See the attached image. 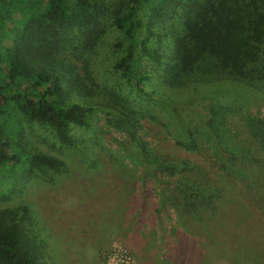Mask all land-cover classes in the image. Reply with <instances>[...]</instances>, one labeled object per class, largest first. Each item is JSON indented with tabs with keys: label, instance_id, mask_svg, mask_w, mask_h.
Instances as JSON below:
<instances>
[{
	"label": "trees",
	"instance_id": "obj_1",
	"mask_svg": "<svg viewBox=\"0 0 264 264\" xmlns=\"http://www.w3.org/2000/svg\"><path fill=\"white\" fill-rule=\"evenodd\" d=\"M106 14L126 43L113 68L137 95H148L143 88L151 80L165 90L226 82L256 93L264 107V0H0V201L30 178L67 174L66 163L29 142L24 127H46L58 143L75 148L72 130L88 125L93 107L89 79L72 60L82 61L100 41ZM123 103L110 97L103 103L119 118L108 124L125 133L144 172L151 167L174 178L172 202L185 214L204 206L214 211L215 199H229L228 188L186 176L194 169L187 161L150 154L129 130L134 114ZM235 111L211 101L190 116L222 151L223 168L244 176L235 162L250 160L249 144L264 152V120L242 115L249 139L237 144L228 124ZM175 123L180 143L194 149V131L180 117ZM25 212L0 211V264H45L23 228L30 231ZM193 215L206 230L208 222Z\"/></svg>",
	"mask_w": 264,
	"mask_h": 264
},
{
	"label": "rangeland",
	"instance_id": "obj_2",
	"mask_svg": "<svg viewBox=\"0 0 264 264\" xmlns=\"http://www.w3.org/2000/svg\"><path fill=\"white\" fill-rule=\"evenodd\" d=\"M108 18L92 51L82 61L72 60L79 75L89 79L93 107L88 125L72 130L75 148L58 143L46 127H24L29 142L66 163L67 174L24 181L0 201V211L26 208L30 231L23 228L40 245L45 264H264V152L249 144L250 160L235 162L245 175L230 174L222 166V151L190 116L211 101L230 106L236 111L228 124L239 144L249 139L242 115L264 120L256 93L226 82L165 90L151 80L143 88L148 95H137L113 68L126 43ZM108 97L120 98L133 112L129 130L150 154L187 161L194 169L186 176L228 188L229 199H215L214 211L204 206L185 214L172 202L174 178L151 167L144 172L125 133L108 124L119 119L103 104ZM177 117L196 134L192 150L180 143ZM195 211L208 222L206 230L200 231Z\"/></svg>",
	"mask_w": 264,
	"mask_h": 264
},
{
	"label": "built area",
	"instance_id": "obj_3",
	"mask_svg": "<svg viewBox=\"0 0 264 264\" xmlns=\"http://www.w3.org/2000/svg\"><path fill=\"white\" fill-rule=\"evenodd\" d=\"M122 255H123L125 258H126V257H128V256H127L125 253H124V254H122Z\"/></svg>",
	"mask_w": 264,
	"mask_h": 264
}]
</instances>
